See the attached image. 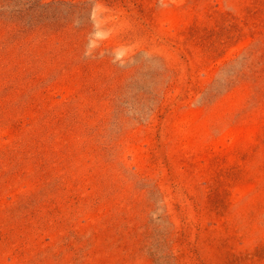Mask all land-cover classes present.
I'll return each mask as SVG.
<instances>
[{
  "label": "rangeland",
  "instance_id": "obj_1",
  "mask_svg": "<svg viewBox=\"0 0 264 264\" xmlns=\"http://www.w3.org/2000/svg\"><path fill=\"white\" fill-rule=\"evenodd\" d=\"M0 264H264V0H0Z\"/></svg>",
  "mask_w": 264,
  "mask_h": 264
}]
</instances>
